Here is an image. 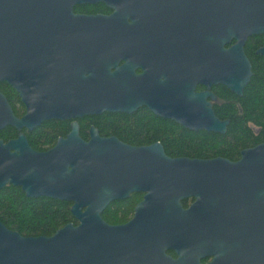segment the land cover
<instances>
[{
  "label": "water",
  "instance_id": "obj_1",
  "mask_svg": "<svg viewBox=\"0 0 264 264\" xmlns=\"http://www.w3.org/2000/svg\"><path fill=\"white\" fill-rule=\"evenodd\" d=\"M81 1L90 0H0V82L13 87L24 105L17 116L0 91V129L19 131L7 141L0 138V189L12 184L29 197L69 201L76 220L48 236L22 235L0 220V264H127L128 242L154 231L171 239L175 230L188 229L190 209L180 200L216 191L201 185L217 182L228 161L173 157L158 141L132 145L100 135L95 126L85 139L75 118L144 105L186 128L225 132L229 121L214 116L205 100L211 93L194 91L190 75L242 94L251 76L243 45L249 35L264 34V0H199V18L155 39L119 28L114 35L107 17L73 14L71 5ZM151 43L163 51L165 72L189 73L184 82L171 76L148 86L132 67L117 65L128 50ZM259 52L264 54V45ZM49 119H72L70 130L48 149L36 150L22 129ZM236 166L238 193L254 195L241 198L263 201L264 140L242 149ZM132 192H143V198L129 221L102 218L111 201Z\"/></svg>",
  "mask_w": 264,
  "mask_h": 264
},
{
  "label": "flooded vegetation",
  "instance_id": "obj_2",
  "mask_svg": "<svg viewBox=\"0 0 264 264\" xmlns=\"http://www.w3.org/2000/svg\"><path fill=\"white\" fill-rule=\"evenodd\" d=\"M198 2L199 0H90L73 3L71 11L77 15L107 17L112 24L114 35H116V29L119 28L126 33L155 39L164 30L170 31L175 28L179 32L182 24L199 18L201 9L196 6ZM259 34L262 35L263 40L255 48V53L264 56L263 53L259 52V49L264 45V34ZM252 35L246 38L243 45L244 53L250 62L251 75L252 63L246 53V43ZM164 62L163 51L151 43L145 48L128 50L123 57L119 58L117 65L125 64L132 67L133 73L143 80V84L148 86H157L165 77L172 76L174 81L179 83L184 82L189 77V73L182 68H177L173 73L165 72L163 70L165 69ZM114 69L115 67L112 68V70ZM190 76L194 82V91L211 93L205 97V100L210 104L214 116L219 120H228L217 114L216 105L220 104L222 100L214 90L218 85H225L220 82L208 85L206 82L196 80L193 74ZM143 108L157 115L144 105L137 109ZM23 113L24 111L19 116ZM82 117L75 118L78 124V120ZM68 121L70 130L72 119ZM14 130L15 134L7 140L18 135L19 131L15 128ZM190 130L195 133L224 134V132L204 128ZM22 131L26 135V131L30 130L22 129ZM190 158L209 159L214 157ZM223 158L228 161L222 163L224 167L221 168L222 176L219 180L213 184L201 185L205 189H215L216 191H205L206 193L199 197L189 195L180 200L183 209H190L191 225L188 229L175 230L171 239L162 240L158 238L157 231H154L146 235L147 239L128 242L125 249L127 264H264V200L241 198H253L254 195L253 193H238V176L236 175L238 169L236 165L240 155L233 159ZM139 193H141V197L134 204L133 211L135 205L143 198V192ZM133 211L130 217L122 223L132 218ZM241 214H252L253 216L259 214V216L238 217Z\"/></svg>",
  "mask_w": 264,
  "mask_h": 264
},
{
  "label": "trees",
  "instance_id": "obj_3",
  "mask_svg": "<svg viewBox=\"0 0 264 264\" xmlns=\"http://www.w3.org/2000/svg\"><path fill=\"white\" fill-rule=\"evenodd\" d=\"M262 40V35L254 34L246 43L252 75L242 94H235L223 85L214 88L222 100L216 105L217 114L229 121L224 134L195 133L144 108L131 113L104 111L85 115L78 120L79 134L86 139L89 126L94 125L100 135H114L132 145L159 141L166 154L173 157H239L242 149L264 139V56L255 53V48ZM0 91L8 99L13 112L19 116L24 111V105L17 92L5 82H0ZM68 131V120L49 119L26 131V135L32 148L46 150ZM14 134L15 130L11 126L0 129V138L4 141ZM140 197L141 193L133 192L125 199L111 201L102 211V218L111 224L126 221ZM70 206L71 202L57 198L29 197L19 186L12 184L0 189V220L22 235L48 236L68 222L76 224Z\"/></svg>",
  "mask_w": 264,
  "mask_h": 264
}]
</instances>
